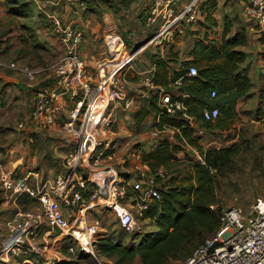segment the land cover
Segmentation results:
<instances>
[{
  "label": "crops",
  "instance_id": "crops-1",
  "mask_svg": "<svg viewBox=\"0 0 264 264\" xmlns=\"http://www.w3.org/2000/svg\"><path fill=\"white\" fill-rule=\"evenodd\" d=\"M60 1L54 11L65 27L82 34L76 52L89 73L95 72L98 60L108 56L110 43L116 37L123 41L127 55H133L123 99L113 103L109 110L112 127L107 131L113 138L105 137L113 141L114 161L110 165L120 175L125 193L122 202L131 209L137 207L139 199V193L133 190L138 166L162 144L177 146V150H170L173 158L170 167L160 168L168 169L171 175L169 183L159 185L166 190L170 179L172 186L191 183L188 180L193 176V166L201 163L200 159H204L209 150L237 144L242 135L238 128L242 115H254L257 124L264 121V117L257 115L264 89V25H258L246 13L250 0H178L173 5L176 26L162 35L159 34L168 28L164 21L149 22L155 0H88L84 4L74 0ZM232 40L241 44L230 51L243 56L241 62L236 63L235 74L249 78L253 87L247 97L238 100L234 119H225L220 111L215 121L205 122L202 113L207 108H203L201 99L210 101L212 93L209 98V92H203L200 78L186 75L191 67L199 71L205 66L207 61L199 57L202 53L209 56L212 48L221 51L214 64L226 61L223 47ZM63 54L62 35L46 23L33 2L0 0V88L4 89L0 92V174H7L14 181L29 173L36 174V182L32 181L36 188L50 187L57 177L66 175L67 158L76 148L63 128L73 103L69 95L57 89L53 79L54 66ZM13 63L18 69L10 68ZM22 66L30 68L33 78L21 71L19 67ZM149 71L153 72L155 83L151 89L142 85ZM39 88L52 92L54 104L59 109L51 126H37L32 121L34 94ZM164 94L178 101L192 100L195 113L188 115L186 108L189 118L184 115L181 118L189 122L192 133L173 127L155 133ZM14 105L18 108L24 105L26 112L17 111L16 106L12 108ZM200 132L204 135L199 136ZM224 137L230 146L217 147V141ZM193 140L196 145L191 144ZM135 154H140L142 160L138 161ZM1 192L0 244L11 238L8 223L15 219L17 212L42 214L40 203L28 195H16L13 199L11 191L3 188ZM92 193L89 188L84 193L91 203ZM57 204L68 221L76 218V208L66 207L60 201ZM98 211L103 215L111 214L104 207L94 209L89 212L90 224L100 216ZM146 221L155 224L150 218ZM140 228L139 239L144 236V229ZM20 230L28 252L13 256L10 264H39L41 255L49 263L67 264V258L56 250L68 239L62 238L48 219H43L35 241L40 254L30 251L32 242L27 238L29 229L24 222ZM100 236L108 237L107 231L101 230Z\"/></svg>",
  "mask_w": 264,
  "mask_h": 264
},
{
  "label": "built area",
  "instance_id": "built-area-1",
  "mask_svg": "<svg viewBox=\"0 0 264 264\" xmlns=\"http://www.w3.org/2000/svg\"><path fill=\"white\" fill-rule=\"evenodd\" d=\"M30 1L36 5L38 13L46 23L53 25L62 35L64 54L54 66L53 79L57 89L69 95L73 103L63 128L75 142L76 148L67 158L66 175L57 177L50 187H34L32 181L36 182L38 176L33 173L16 181L7 174H1L0 185L3 188L16 195L26 194L37 200L42 214L32 211L17 212L15 219L8 223L11 238L0 248V264H10L13 256L28 252L20 230L23 222L29 229L27 238L32 242L30 251L40 254L35 241L44 218L59 231L62 238L76 243L84 256L95 264H107L106 258L97 249L100 233L95 225L89 223V212L104 207L114 215L124 231L134 234L138 227L136 219L140 221L151 204L161 201L159 181L166 182L168 174L164 169L153 173L142 162L138 166V176L133 184V190L139 193L137 207L131 209L122 202L125 193L119 181L120 175L110 165L114 161L113 141L106 140L105 135L101 139L100 135L112 127L109 110L113 103L123 99L127 89L126 74L133 55H127L123 41L116 37L110 43L108 56L98 60L95 72L89 73L76 52L82 34L65 27L54 11L61 1ZM74 1L84 4L88 0ZM177 1L155 0L149 22L155 23L162 19L168 27L166 32H171L176 26L173 5ZM246 13L258 25H264V0H250ZM190 18L193 19V15ZM162 34L164 33L159 35ZM10 68L18 69V66L13 63ZM19 68L33 78L34 73L28 66ZM198 75L197 68L191 67L186 76L194 78ZM30 83L33 84L32 81ZM142 85L148 89L154 88L153 72L147 73ZM215 97L216 92H212V98ZM186 108L185 101L174 100L171 95L164 94L155 133L170 129L168 125L159 127L160 117L163 115L176 117L182 112L188 119ZM58 111L49 89L39 88L35 91L31 117L37 126L53 125ZM219 116L220 110L217 107L204 109L202 113L205 122H213ZM198 135L203 136L204 133L200 132ZM134 157L138 161L142 160L140 154H135ZM200 161L204 163L203 158ZM88 188L93 191L92 203L84 196ZM59 201L66 207L77 209L73 221L66 219L57 204ZM211 209L218 213L219 226L216 233L201 243L180 264H264V199H257L246 213L238 206L220 211L218 206H212ZM39 264L52 263L41 255Z\"/></svg>",
  "mask_w": 264,
  "mask_h": 264
},
{
  "label": "trees",
  "instance_id": "trees-1",
  "mask_svg": "<svg viewBox=\"0 0 264 264\" xmlns=\"http://www.w3.org/2000/svg\"><path fill=\"white\" fill-rule=\"evenodd\" d=\"M240 44L238 40L227 41L223 47L226 61L218 64L214 63L220 57L221 51H216L215 48L209 50V56L202 53L199 57V60L207 61L198 71L203 92L205 94L208 91L209 98L212 92H216L215 98H211L210 101L203 98L201 104L204 105L203 108L219 107L225 119H234L238 100L247 97L253 87L249 78L235 74L238 69L236 63H240L243 56L230 50ZM260 101L257 115L264 117V89ZM191 103L192 100L185 101L188 115L195 113ZM160 112L159 109L158 116ZM160 118H162L160 128L168 125L182 128L184 133H192L189 122L181 119L182 112L176 116L179 119H170L168 115ZM191 144L196 145L194 140ZM170 150H177V146L164 143L154 153L145 156L143 162L153 173L162 166L168 168L173 159ZM241 153L240 143L224 149L209 150L204 156V163L193 166V176L188 180L191 183L181 186L169 184L166 185L168 187L166 190L163 185V188H160L161 201L153 203L142 218L154 220L157 231L146 234L136 247H127L114 243L109 237L98 236L96 246L100 254L106 259H116V264H131L136 259H139L141 264H177L187 259L201 243L216 233L219 226L218 213L211 207L218 206V210H221L217 180L232 171L235 160ZM164 170L170 174L168 169ZM167 183L168 180L165 184ZM67 264L77 263L71 261Z\"/></svg>",
  "mask_w": 264,
  "mask_h": 264
},
{
  "label": "rangeland",
  "instance_id": "rangeland-1",
  "mask_svg": "<svg viewBox=\"0 0 264 264\" xmlns=\"http://www.w3.org/2000/svg\"><path fill=\"white\" fill-rule=\"evenodd\" d=\"M165 31H167V29L161 33H164ZM1 91H4V89L0 88V92ZM15 106L17 111L22 110V113L26 112L24 105H20L19 108L17 105H14L12 108ZM6 107L8 108L9 105H6ZM242 116V120L238 121V128L242 133L238 139V143L242 146V153L235 160L232 171L218 178L217 194L220 209L225 210L233 206H238L246 213L257 199H264V121L257 124L254 115ZM103 135L111 139L113 138L108 131H105L100 135L101 139L104 138ZM226 137L220 138L217 141L219 142V145L216 146H230L231 143L227 144ZM168 176L170 177L171 175L168 174ZM171 183L172 180L170 179V186L172 185ZM1 189L3 188H0V194L2 193ZM12 197L15 199L16 194L13 193ZM106 211L109 210L107 209ZM98 212L101 214L100 216L95 217L96 222L93 223V225L97 227L99 233L103 229L107 231L108 237L114 243L122 244L127 247H136L146 234H151L157 231L156 224L146 221V219L140 221L136 219L138 227L136 232L131 234L124 231L119 226L112 213L109 215H103L101 211ZM140 226L144 229V236H142L141 239H139L138 236L139 231H141ZM5 243H7V241H2L0 248ZM56 251L63 254L64 258H67V260L65 259V263L74 261L77 264H95L94 261L81 253L76 243L71 239H68L64 245H59V248ZM106 262L107 264H116L117 260L106 259ZM131 264L141 263L139 259H136Z\"/></svg>",
  "mask_w": 264,
  "mask_h": 264
}]
</instances>
